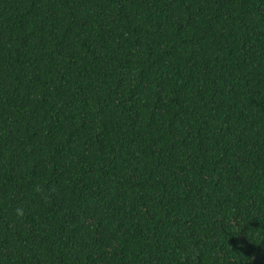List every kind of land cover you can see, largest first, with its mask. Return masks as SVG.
<instances>
[{"label": "trees", "instance_id": "1", "mask_svg": "<svg viewBox=\"0 0 264 264\" xmlns=\"http://www.w3.org/2000/svg\"><path fill=\"white\" fill-rule=\"evenodd\" d=\"M0 264H264V0H0Z\"/></svg>", "mask_w": 264, "mask_h": 264}]
</instances>
